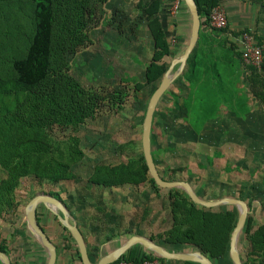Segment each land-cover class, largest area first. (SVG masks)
<instances>
[{
    "label": "trees",
    "instance_id": "1",
    "mask_svg": "<svg viewBox=\"0 0 264 264\" xmlns=\"http://www.w3.org/2000/svg\"><path fill=\"white\" fill-rule=\"evenodd\" d=\"M26 1L32 4L33 18L29 31L18 28L24 43V53H14L6 61L5 72L0 71L4 72L0 75L2 220H6L8 214L15 216L18 211L19 202L15 191L22 178L31 176L39 183L46 181L52 184L72 179L79 181L71 168L84 157L78 136L81 126L87 120H94L99 116L105 106L114 113V110H121L125 105L124 90L120 87H113L103 93L83 87L70 74V63L65 58V55L75 57L82 54L89 46L91 39L86 32L90 18L96 14L93 2L100 7L110 0ZM195 2L200 16V37L187 58L183 72L174 81L175 86L188 91L187 96L181 98V104L187 112L178 113L180 94L173 89H168L165 93L175 101V106L167 113L166 119L173 123L182 118L187 124L183 130L199 135L200 127L208 119L217 117L218 113L214 109L220 102L226 103L233 110L235 106L241 109L252 95L264 106V58L259 69L244 64L237 40L243 33H249L257 44L264 46V35L247 28L232 31L228 25L223 29L210 28V31L205 32L203 29L209 28V11L218 4V0ZM135 6L140 10L154 41L153 55L145 68L143 83L157 87L167 70L166 63L172 59L169 43L164 37L158 17L160 0H138ZM179 8L188 10L184 0H180ZM213 32L216 36L211 34ZM240 63H243L241 68L248 72L245 80L242 79L243 87H238L240 80L236 78ZM155 121L153 116L152 123ZM54 126L70 132L57 139L55 146H47L43 141L51 138L50 132ZM155 166L163 179L182 171L179 166L169 167L167 175H163L156 163ZM175 180L180 179L175 176ZM87 182L102 187L145 183L156 194L161 189L165 190L169 224L162 232L146 237L169 251H179L180 247H185L186 252L199 250L213 262L229 255L230 234L239 214L235 206L228 205L224 210L206 208L192 202L185 192L177 188L158 186L148 174L143 153L138 156H123L118 163L97 162ZM49 192L59 197L55 192ZM139 209V217L144 219L150 208L146 205ZM54 218L67 233L63 240L73 239L70 232L55 216ZM239 236L245 241L243 258L240 255L243 264H264V224L254 225L253 218L248 216ZM74 243L76 245L75 241ZM141 249L133 246L111 264L122 260L139 262L154 256ZM0 250L11 259L5 242L0 244ZM75 253V258L82 264L77 245ZM159 259L168 264L171 261L197 264L161 257ZM11 261L18 264L15 259ZM77 261L74 260L71 264H77Z\"/></svg>",
    "mask_w": 264,
    "mask_h": 264
},
{
    "label": "rangeland",
    "instance_id": "2",
    "mask_svg": "<svg viewBox=\"0 0 264 264\" xmlns=\"http://www.w3.org/2000/svg\"><path fill=\"white\" fill-rule=\"evenodd\" d=\"M137 1L117 2L119 6L125 7L127 4L133 14L140 12L135 6ZM92 5L96 9V14L90 18L86 32L91 39L89 46L83 53L81 52L82 54L75 57L65 55V58L70 63V74L83 87L92 88L99 93L110 91L113 87L122 88L125 95L124 108L114 110L113 113L105 106L99 116L94 120H87L81 126L78 136L84 157L71 168L79 181L72 179L56 184L46 181L39 183L31 176L19 181L15 191L19 202L18 211L15 216L6 215L7 219L3 220L4 222L0 220V235L9 232L10 225L15 228L23 227L26 230L24 209L27 202L37 194L52 191L59 194L70 217L84 233L88 242V253L92 263L96 264L100 257L121 245L129 235L137 233L136 235L146 237L156 234L162 232L169 222L166 216L168 201L166 191L163 189L156 194L145 183L102 187L87 182L97 162L118 163L123 156L142 154V123L148 100L156 87L155 85L145 87L141 67L129 63L127 65L123 50L111 48L117 47V44L113 43L117 36H123V28L128 22L126 12L124 17L120 9L116 10L107 5L99 7L94 2ZM107 11L109 13H106ZM130 16L133 19L134 16ZM31 18H33L32 4L29 1L0 0V71L5 72L6 61L14 53L19 55L24 53L20 29L29 31ZM133 20L136 21L135 18ZM258 33L264 35V25ZM135 63L141 64L140 61ZM240 65L243 66V63ZM177 68L176 64L171 69V73ZM4 72H0V75L2 76ZM247 73L242 69L241 78L239 79L240 74L236 77L240 80L238 87H243L242 79L245 80ZM248 99L241 109L233 110L227 106L226 111L234 112L226 113V124L220 122V126L216 124L212 127V131L209 129L211 126L203 125L200 127L199 135L189 130L184 129V131L181 124L177 125V131L167 119L166 127L162 128V132L158 125H155L156 123L153 124L151 153L163 175H167L169 167L179 166L182 171L175 176L180 180H187L201 198L215 200L233 197L243 200L248 207L247 217L251 216L254 225H258L264 224V205H262L264 204V106L252 95ZM69 132L70 130L54 126L50 132L51 138L43 142L53 147L57 139L67 136ZM175 176H169L166 180H175ZM177 190L184 192L181 188ZM146 205L150 209L143 219L139 217V208ZM228 205L231 204H221L215 209L224 210ZM235 208L238 211V207ZM38 211L43 213L41 223L53 237V233L58 230L61 233L65 232L62 227H58L52 214L45 211L41 204L38 205ZM52 229L54 231H51ZM27 231L32 235L30 230ZM65 234L67 235L66 232ZM55 239L63 250L60 239ZM65 243H68L66 246L68 250L61 255L62 260L65 264H70L72 260L77 261L74 240L69 238ZM134 246L146 250L139 244ZM244 246L245 241L239 236L237 249L242 258ZM169 248L174 249L170 246ZM178 250V252L187 251L185 247H180ZM147 252L156 255L151 251ZM170 263L180 264L176 261ZM213 263L233 264L229 255Z\"/></svg>",
    "mask_w": 264,
    "mask_h": 264
},
{
    "label": "crops",
    "instance_id": "3",
    "mask_svg": "<svg viewBox=\"0 0 264 264\" xmlns=\"http://www.w3.org/2000/svg\"><path fill=\"white\" fill-rule=\"evenodd\" d=\"M117 1L123 2V0H110L106 2V4L104 5H107L108 7L114 8L116 10L120 9L119 11L122 10L121 12L123 13L122 16H124L125 15L124 12H126L128 16L127 17L128 22H127V26L123 28V36H119V37L117 36V39L115 40V42H113L117 44V47L112 46L111 48L113 49L117 48V49L123 50L125 60H127L126 62L127 65L129 63L132 66L135 65V66L141 67V70H142L141 73L144 78L145 68L149 64L152 58V55H153L154 41L151 37V34L146 26V22L143 19L141 13L133 12L132 14V12L129 11L130 8L127 6V4H125L126 5L125 7L119 6L118 5L119 2ZM218 3L225 9L227 18H228V26L232 31H238V30L247 28L259 34L258 32H260V30L263 29L264 0H218ZM106 13H109V11H107ZM130 15H133L134 16L133 19L135 18V20L138 16V19H137L138 21L137 20L134 21ZM158 17L162 24V28L164 31V37L169 43L170 52L172 56V59L166 63L167 69H168L172 60L180 57L184 51V48L187 45V42L190 37L191 14L189 10H187L186 8H183V9L179 8L177 12H174L172 0H160V9L158 12ZM116 23H119V22H116ZM208 30L210 31V28L208 27L207 28L205 27L203 29V31L205 32H207ZM211 34L213 36H216L214 32ZM199 37H200V34L198 36V40H199ZM198 40H197V43H198ZM197 43L195 47L197 46ZM135 61H140L141 64L138 65L135 63ZM176 64L178 65V68H179V64L178 63ZM176 64H174L173 67ZM238 66H239V74H240L239 79H240L242 75V68L240 64H238ZM178 68L174 71V73L178 70ZM176 78L172 81V83L170 84L171 85L170 87L174 90V92L180 94L181 96L179 97V102H177L179 104L178 113L179 112L185 113L187 112V110L185 106L181 104V100H182L181 98L186 97L188 94V91L178 86L174 87V81L176 80ZM208 86L209 84L206 85V87ZM145 87H148V85H146ZM170 87H168V89H170ZM217 105L218 106L216 107V109H214V111L218 113L217 117L208 119V121L204 124V125L211 126L209 128L210 130L212 129V127L216 126V124L220 126V122H222L223 124H226L225 122L226 113L232 114L234 112L233 110L226 111L225 109L227 108V105L224 102H220V104H217ZM235 105L237 104L235 103ZM173 106H175V101L169 96V94L164 92L162 96L160 97V99L158 100L156 110L153 115L155 116V119H156L155 123L158 124V128L159 130H161V132H162V128L166 127L165 120H166L167 113L170 111V109L172 110ZM235 109H237L236 106H235ZM222 119L223 121H221ZM168 122L172 126V128L176 129L177 131H178V126H177L178 124H181L182 128L187 126V124L184 123L182 118L174 122V124L170 121ZM150 141H151V138H150ZM57 198L62 200L60 196L59 197L57 196ZM38 205L36 208V219L38 218L37 221L39 225L42 227V229L44 230L46 235L49 237V239L52 241V243L56 246L57 257H56L55 264H65V261L62 260L61 255H64V251L68 250V248H66L68 243H65V242H68V240L67 241L63 240V237H66V234L65 232L64 233L62 232L63 233L62 234L58 230V232L53 233L54 235L53 237L51 233L48 232L46 227L41 223L42 222L41 217L43 216V213L38 211ZM41 205L44 207L45 211L52 214L53 218L54 216L57 218L56 214L51 212L45 205L43 204ZM68 217L71 223H75L77 225V223L72 220L69 213H68ZM0 220L2 219L0 218ZM58 227H61V226L59 225ZM77 227L82 233L83 238L85 240L84 233L82 232V230L80 229L78 225ZM8 229H9V232H4L3 234L0 235V238H1L0 244L2 242H5L7 244L9 251H10L11 259L12 257H14V259L18 262V264H46L48 254L45 248L40 244V242L34 236L29 234V232L27 231V229L29 230L28 226L26 230L23 227L22 228L12 227V225H10ZM11 229H14V231H12ZM51 231H54V229H52ZM55 238L60 239L61 245L64 247L63 250H61L60 248L61 246L55 241L56 240ZM85 243H86L87 251H88V242H86V240H85ZM71 255H73V253ZM89 258H90V261L92 262L90 255H89ZM61 260H62V263H61ZM69 263L71 264L72 262H69Z\"/></svg>",
    "mask_w": 264,
    "mask_h": 264
},
{
    "label": "water",
    "instance_id": "4",
    "mask_svg": "<svg viewBox=\"0 0 264 264\" xmlns=\"http://www.w3.org/2000/svg\"><path fill=\"white\" fill-rule=\"evenodd\" d=\"M188 10L191 14V29H190V37L187 42L186 47L182 55L176 59H173L169 68L165 71L160 83L152 92L145 111L143 123H142V133H141V148L143 157L145 160V164L148 169L149 176L154 180V182L163 188H181L186 195L190 198L192 202L197 205L204 206L206 208H212L219 206L221 204H231L238 207V218L236 224L230 234L229 241V255L233 264H243L239 251L237 249L238 237L245 225L248 207L246 203L238 198L233 197H224L215 200H207L203 199L197 195L189 182L185 180H166L163 179L155 166L153 161V156L151 153V129H152V120L153 115L156 110V106L158 100L162 96L164 92L167 91L168 87L172 83V81L179 76L185 65L187 58L190 53L193 51L199 36L200 30V16L197 9V5L195 0H184ZM178 63V70L170 74L171 69L174 64ZM38 204L45 205L51 212L56 214L59 222L70 232L73 237L76 245L78 247L79 256L82 264H93L90 261L87 246L85 240L83 238L82 233L78 229L75 223H71L68 217V212L66 206L57 197L52 196L51 194H37L33 196L25 205V221L27 226L32 233V235L40 242V244L45 248L48 258L46 264H55L57 251L56 246L52 243L49 237L46 235L42 227L39 225L36 219V208ZM139 244L143 246L147 251H151L157 256L165 259V260H179V261H190L195 262L197 264H214L213 261L205 254H203L199 250L193 251H169L163 246L155 243L151 239L141 235H131L128 237L121 245L117 248L111 250L104 256L100 257L96 264H111L116 261L121 255H123L129 248L134 245ZM0 263L1 264H13L9 256L0 250Z\"/></svg>",
    "mask_w": 264,
    "mask_h": 264
},
{
    "label": "built area",
    "instance_id": "5",
    "mask_svg": "<svg viewBox=\"0 0 264 264\" xmlns=\"http://www.w3.org/2000/svg\"><path fill=\"white\" fill-rule=\"evenodd\" d=\"M173 1V10L177 12L180 5V0ZM228 25L227 14L225 9L218 3L211 8L208 14V26L209 28L223 29ZM241 48V60L244 64L253 66L257 69L260 68L262 60L264 58V46L259 45L254 40L253 35L249 33H243L237 38ZM160 257L154 255L152 258L144 259L139 262L122 260L117 264H168L165 261L159 259Z\"/></svg>",
    "mask_w": 264,
    "mask_h": 264
},
{
    "label": "flooded vegetation",
    "instance_id": "6",
    "mask_svg": "<svg viewBox=\"0 0 264 264\" xmlns=\"http://www.w3.org/2000/svg\"><path fill=\"white\" fill-rule=\"evenodd\" d=\"M47 193L51 194L50 192H47ZM47 193H45V194H47Z\"/></svg>",
    "mask_w": 264,
    "mask_h": 264
}]
</instances>
